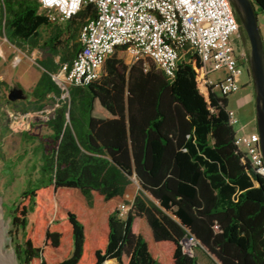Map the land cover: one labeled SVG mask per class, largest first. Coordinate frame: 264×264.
<instances>
[{"label":"trees","instance_id":"1","mask_svg":"<svg viewBox=\"0 0 264 264\" xmlns=\"http://www.w3.org/2000/svg\"><path fill=\"white\" fill-rule=\"evenodd\" d=\"M252 1L264 15V0ZM96 14L86 1L63 20L82 25ZM53 24L37 0H0V32L12 43H33L38 27ZM65 42L57 34L42 48L54 54ZM121 48L97 79L69 88L45 132H22L39 160L10 220L22 230L19 263L197 264L181 243L192 236L214 264H264V176L234 143L228 94L195 53L168 77L151 61L127 66ZM41 66L29 91L38 103L60 92L54 68ZM130 176L139 189L120 216Z\"/></svg>","mask_w":264,"mask_h":264},{"label":"built area","instance_id":"2","mask_svg":"<svg viewBox=\"0 0 264 264\" xmlns=\"http://www.w3.org/2000/svg\"><path fill=\"white\" fill-rule=\"evenodd\" d=\"M50 18L74 15L86 1L95 4L97 14L87 18L78 31L80 48L70 67L52 74L61 91L68 94L72 85L87 84L99 77L105 59L123 46L128 62L150 60L172 77L179 59L195 53L207 75L212 69L225 70L224 78L214 84L223 94L239 89L241 66L232 35L238 21L229 0H37ZM145 67L146 63L143 61ZM228 122L237 123L235 112L227 109ZM234 143L248 158L255 172L264 176V162L256 131L235 135ZM130 207L117 204L120 216ZM192 236L181 240L189 253Z\"/></svg>","mask_w":264,"mask_h":264},{"label":"rangeland","instance_id":"3","mask_svg":"<svg viewBox=\"0 0 264 264\" xmlns=\"http://www.w3.org/2000/svg\"><path fill=\"white\" fill-rule=\"evenodd\" d=\"M235 16L238 19L236 13ZM54 19L62 18L54 14ZM238 24L237 32L232 35V43L236 55H239L241 66L239 89L227 95L226 108L235 112L238 121L233 128L237 135H241L248 134L253 129L257 130V127L254 86L249 67L250 44L239 20ZM257 24L264 44V15L259 11ZM120 54L128 60L124 52L121 51ZM36 55L37 53L26 44L12 43L0 32V80L6 83V86L0 88V208L5 232L3 248L14 252L15 245L21 243L22 230L14 228L10 222L13 207L21 190L36 174L34 168L39 160V153L34 149L35 143L23 138L22 132H45L47 128L44 121L50 116L58 101L66 100L68 96L59 88L58 95L50 93L42 103L34 101L29 91L40 73ZM181 58L185 59V56ZM142 61H145L146 66L151 65L148 59ZM224 75L225 70L217 68L210 70L207 77L216 84ZM13 86L21 88L24 96L10 100L8 94ZM215 88L220 92L217 85ZM129 179L134 183V187L127 189L129 194L127 196L132 198L138 193L139 185L134 176H130ZM188 245L191 246L189 253L196 255L197 264H214L194 241L187 242L186 246ZM16 260L17 264H20V260ZM104 264L114 263L109 259Z\"/></svg>","mask_w":264,"mask_h":264},{"label":"water","instance_id":"4","mask_svg":"<svg viewBox=\"0 0 264 264\" xmlns=\"http://www.w3.org/2000/svg\"><path fill=\"white\" fill-rule=\"evenodd\" d=\"M250 44L249 67L254 86L256 127L259 146L264 162V44L257 24L255 5L252 0H229ZM24 96L23 90L13 86L8 94L10 100ZM218 263L216 260H214ZM219 264V263H218Z\"/></svg>","mask_w":264,"mask_h":264},{"label":"crops","instance_id":"5","mask_svg":"<svg viewBox=\"0 0 264 264\" xmlns=\"http://www.w3.org/2000/svg\"><path fill=\"white\" fill-rule=\"evenodd\" d=\"M80 26L81 24L69 23V22L64 21L63 19H57V20L54 19L53 25H41L40 27L36 29L34 35L30 36L29 38L30 41L33 40V43H23L29 46L35 53H37L36 63L40 67V73L43 70V67L41 66V64L43 63L50 64L54 68V73H60V74H62L64 70L70 67L72 58L75 56L76 52L80 48V43L78 41V31L80 29ZM57 34L60 35V39L62 41L65 39L66 42L64 45L61 44V46L58 47L59 52L57 51L54 54H50L48 50L45 49V47L42 48V44L43 42L47 41L50 37L55 36ZM121 51L126 54L124 49L121 48L118 50L119 57H121L123 59V62L127 66H129L130 63L128 62L127 58L123 57L120 54ZM102 73H103V68H101L100 70V74ZM254 131L257 132V130L255 129L251 130V132H254ZM241 134H247V133H241ZM133 187H127L124 190L123 199L120 201L130 202L133 199L134 196L132 198L127 196L129 195L127 194L128 193L127 189L133 188ZM110 261L116 264L115 260L110 259Z\"/></svg>","mask_w":264,"mask_h":264},{"label":"bare ground","instance_id":"6","mask_svg":"<svg viewBox=\"0 0 264 264\" xmlns=\"http://www.w3.org/2000/svg\"><path fill=\"white\" fill-rule=\"evenodd\" d=\"M4 238V221L0 208V264H17L15 252L13 250H7L3 248Z\"/></svg>","mask_w":264,"mask_h":264}]
</instances>
